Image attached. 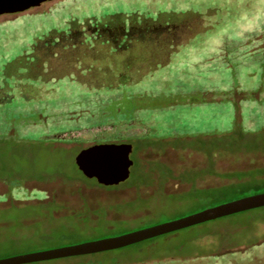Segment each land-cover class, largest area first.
<instances>
[{
    "label": "rangeland",
    "instance_id": "374dc122",
    "mask_svg": "<svg viewBox=\"0 0 264 264\" xmlns=\"http://www.w3.org/2000/svg\"><path fill=\"white\" fill-rule=\"evenodd\" d=\"M43 5L0 16V87L9 97L0 103V259L114 237L264 193L256 169L264 166V0ZM119 16L195 26L161 60H148L143 48L102 50L89 70L101 77L97 87L30 72L41 43ZM132 64L143 73H127L116 84V73ZM130 120L151 134L136 141L131 176L115 186L87 178L76 163L75 147H87L92 135L63 146L41 138ZM210 258L264 264V207L120 249L30 264H208Z\"/></svg>",
    "mask_w": 264,
    "mask_h": 264
},
{
    "label": "flooded vegetation",
    "instance_id": "af4514ba",
    "mask_svg": "<svg viewBox=\"0 0 264 264\" xmlns=\"http://www.w3.org/2000/svg\"><path fill=\"white\" fill-rule=\"evenodd\" d=\"M43 4L37 8L44 7ZM17 14L20 13H7L3 16L14 17ZM194 26L195 22L192 21L178 22L170 19L138 21L123 16L106 20L104 23L87 21L81 26L73 27L68 32L62 33L60 41L50 42L47 40L36 47L31 57L29 70L38 75L49 74L50 78L55 79L70 75L74 79L78 78L97 87L100 84L96 81L100 82L101 77L96 78L97 74H93L89 70H92L93 63L103 53L102 50L111 48L117 54H124L129 50L143 48L148 52V60H161L170 56L178 44L189 37ZM47 60L49 62L45 64L44 61ZM45 65L49 68L44 70ZM81 66L83 69L87 68L89 72L82 74ZM132 66L117 72L114 82L116 84L123 82L125 77L128 78L127 73L130 72L132 75L143 73V67H136L134 64ZM4 91L5 89L0 87V103L7 98ZM82 130L83 133L79 137H59V135H78V131ZM150 134L149 128L141 121L130 120L90 125L78 130H70L66 134H45L41 138L61 142L63 146L78 144L81 140L86 139V135H92L91 142L87 147L100 143H130L133 145L134 152L136 141Z\"/></svg>",
    "mask_w": 264,
    "mask_h": 264
},
{
    "label": "water",
    "instance_id": "95a60500",
    "mask_svg": "<svg viewBox=\"0 0 264 264\" xmlns=\"http://www.w3.org/2000/svg\"><path fill=\"white\" fill-rule=\"evenodd\" d=\"M49 1L53 0H0V16L7 13H24ZM82 133L83 130L78 131V135H59V137L66 138L70 136V138H75L81 136ZM75 148H78L76 163L87 178H95L105 186L119 185L130 178L131 168L134 165V160L131 158L132 144L100 143L87 148ZM261 207H264V193L241 197L185 217L122 235L0 259V264H29L120 249L188 227Z\"/></svg>",
    "mask_w": 264,
    "mask_h": 264
},
{
    "label": "trees",
    "instance_id": "16d2710c",
    "mask_svg": "<svg viewBox=\"0 0 264 264\" xmlns=\"http://www.w3.org/2000/svg\"><path fill=\"white\" fill-rule=\"evenodd\" d=\"M169 167V166H168ZM170 168V167H169ZM132 169V168H131ZM256 169H259L260 170V172H257V174H258V176H259V178L260 179H263L264 178V166H262V167H257ZM170 170H171V172H173V170H172V168H170ZM246 170H240V171H238L237 173H240L241 174V179L243 180V181H246V180H248V175L247 174H245L244 172H245ZM244 173V174H243ZM174 174V173H173ZM213 174H215V173H213ZM213 174H208V175H213ZM221 175H224L223 173H220ZM226 175H230V176H227V177H229V179H234V180H236L235 182H232V183H230V184H232V185H235L236 183H238V180H237V178L235 177L236 176V174H234V173H226ZM143 211V210H142ZM209 260H212V262L210 261V263H208V264H217V263H215L214 262V258H210ZM217 260V259H216ZM34 263H36V262H34ZM170 263H172V262H169V261H166V262H163V263H160V264H170ZM30 264V263H29ZM157 264V263H156ZM220 264H233V263H231V262H226V261H224L223 259L220 261ZM237 264H239V263H237Z\"/></svg>",
    "mask_w": 264,
    "mask_h": 264
}]
</instances>
